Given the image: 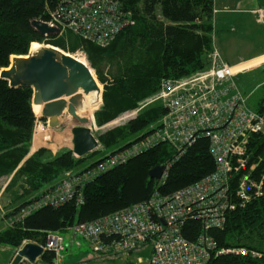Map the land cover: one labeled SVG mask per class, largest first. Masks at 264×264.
<instances>
[{
	"label": "trees",
	"instance_id": "16d2710c",
	"mask_svg": "<svg viewBox=\"0 0 264 264\" xmlns=\"http://www.w3.org/2000/svg\"><path fill=\"white\" fill-rule=\"evenodd\" d=\"M117 1L132 13L135 23L101 48L75 35L76 41L70 46L53 34L45 41L44 36L34 30L31 23L40 18L46 20V7L53 8L57 0H0V72L9 67L12 57L28 58L33 43L45 41L47 48L53 46L65 53H73L82 46L89 67L103 87L102 106L94 115L96 124L102 127L138 109L160 90L163 81L187 78L210 67L212 39L216 33L215 0ZM258 3L261 4L259 0ZM105 59L116 65L110 78L105 77L100 68ZM256 75L262 79L264 68ZM97 86L100 88L98 83ZM256 87L254 92L263 89ZM32 96L31 88L11 87L0 78V178L14 174L12 187L16 182H23L18 185L20 194H15L14 202L20 203L12 210V222L8 229L0 232V245L16 250L24 241L42 245L48 232L65 233L74 223L94 221L131 207L148 200L154 192L171 195L214 171L207 138H197L176 160H173L174 149L170 145L159 144L86 183L82 205L74 202L58 207L42 205L23 220L16 221L21 209L38 202L64 173L75 169L85 159H75L69 149L52 156L48 150L40 148L21 165L29 153L37 120L32 110ZM99 102L100 94L90 109L80 113L94 111ZM254 108L264 113V98H260ZM164 113L160 104L149 105L123 128L101 135L99 141L105 150L112 151L110 153L128 147L158 126ZM247 147V167L230 179L228 193L234 209L226 213L222 229L211 228L207 232L217 244V250L245 249L249 254L213 255L208 264H264V195L255 197L249 191L250 200L243 206L236 196L243 173L257 181L264 173V134H251ZM94 154L85 157L91 158ZM168 162L171 165L163 184H159L160 179L149 177V170ZM252 165L254 169L250 168ZM199 232L200 225L194 221L186 222L181 229L184 238L190 241L195 240ZM251 252L258 256H251ZM53 257L46 252L41 259L52 262Z\"/></svg>",
	"mask_w": 264,
	"mask_h": 264
},
{
	"label": "built area",
	"instance_id": "2783aa9c",
	"mask_svg": "<svg viewBox=\"0 0 264 264\" xmlns=\"http://www.w3.org/2000/svg\"><path fill=\"white\" fill-rule=\"evenodd\" d=\"M45 14L46 20L35 21L55 28L57 33L53 35L60 37L69 32L101 48L135 23L132 13L117 0H57L53 8L46 7ZM257 14L264 24L263 11L258 10ZM50 35H43L44 40ZM237 69L226 64L215 48L208 69L187 78L163 81L160 90L146 101L149 104L160 102L165 109L158 126L139 142L105 154L90 165L93 167L88 166L80 173L66 172L38 202L21 209L16 221L23 220L42 205L58 207L67 202L82 205L84 185L99 174L159 144L170 145L174 149L173 160H176L197 138L204 137L209 142L214 162L211 174L171 195L154 192L146 201L94 221L74 223L66 231H71L73 245L80 248L77 239H82L97 255L112 257L148 249L149 256L137 257L135 264H208L213 255L249 254L245 249L217 250V244L207 232L211 228H223L226 213L234 209L228 193L230 179L247 167L251 134H264V113L248 105V96L255 90L246 95L239 89L235 79L242 70ZM256 88L264 89V82ZM138 111L139 108L126 112L113 123ZM170 165L169 162L163 165L159 184L164 183ZM250 168L254 169L255 165ZM238 183L236 196L241 201L240 206L250 200L249 191L255 197L264 195V173L258 181L243 173ZM190 221L200 225V232L193 241L181 233L182 227ZM27 243L41 246L43 252L34 263L24 259L21 264H61L66 244L60 232H48L42 245L24 241L18 249ZM46 252L53 254L52 262L41 259ZM250 255L258 256L254 252Z\"/></svg>",
	"mask_w": 264,
	"mask_h": 264
},
{
	"label": "rangeland",
	"instance_id": "374dc122",
	"mask_svg": "<svg viewBox=\"0 0 264 264\" xmlns=\"http://www.w3.org/2000/svg\"><path fill=\"white\" fill-rule=\"evenodd\" d=\"M259 1L261 3L260 5L264 6V0ZM214 5L216 33L213 35L212 49L216 48L218 50L222 60L226 64L233 68H238V71L242 70L235 79V82L239 89L247 95L258 84L264 82V76L262 79H259L256 75L258 70L264 68V55H262L264 53V24L260 23L259 18L257 17V11L262 10L264 14V8L259 5L258 0H215ZM59 38H62L67 46H70L74 41H76L75 36L69 32L63 33ZM45 45L46 44L43 42L40 44L33 43L31 45V50L29 49L30 53L28 52L27 56L32 55L40 49L47 48ZM67 54L80 60L89 67L85 57V51L82 46H79L73 53ZM13 58L15 57L11 58L9 68L12 65ZM100 66L103 75L109 78L116 69L115 63L109 59H105ZM91 71L97 80L94 71L92 69ZM97 83L100 86L98 89L99 91L101 89V93L99 91H93L87 95H83L82 103L77 106V118L65 116L67 115V110L65 109L62 113V117H58L57 122L52 125L53 127H50L49 121L42 119L39 113H35L37 120L33 136L34 133L36 136L44 134L43 136L47 141L51 137L59 134V136H61V138H59L60 142L55 146L56 148L43 147L42 144L34 147L32 137L29 153L24 158V161L21 162V165L40 148L48 150L52 156L57 155L63 149L71 150L70 141L66 143L63 141V137L66 138V136L71 135V131L75 128L85 127L90 129L92 135L98 141V148L91 152H95L93 157H83L85 158L84 161H82V163L75 169L70 170L72 173H80L94 161L101 158L102 155L112 152L104 149L103 145L99 141V137L101 135L114 129L123 128L127 122L134 119L138 115L141 109H144L152 104H161L160 102L152 104H149V101L146 103L144 102V105L139 107L138 113L136 112L137 114L132 115L131 117H125L124 120H120L115 123H113V121L99 127L95 122L94 115L102 106L101 96L103 87L98 80ZM99 94L100 102L96 109L89 113H80L82 111H86L88 108L90 109L98 100ZM260 98H264V89H259L248 96L249 107L253 108ZM63 132H66V134L64 133L63 135ZM64 175L65 173L62 175V178H64ZM7 177L0 178V217L3 215L4 220H7L14 207L19 205L20 202L15 203L14 198L15 194H20L18 185L23 183L20 181L16 182V185L12 187L13 177L6 181ZM58 182H60V180ZM12 202H14V204H12ZM11 222L12 220L9 221V226ZM61 234L64 239V244H66V250L62 252V257L60 258L61 264H135L137 257L145 259L149 256L148 249L139 251L135 250L129 255H117L112 257L97 255L88 249L86 242L82 239H77L81 244L80 248L73 245L71 241V231H66Z\"/></svg>",
	"mask_w": 264,
	"mask_h": 264
},
{
	"label": "water",
	"instance_id": "95a60500",
	"mask_svg": "<svg viewBox=\"0 0 264 264\" xmlns=\"http://www.w3.org/2000/svg\"><path fill=\"white\" fill-rule=\"evenodd\" d=\"M31 26L41 36L57 33L55 28L40 21H33ZM50 47L40 49L28 58L15 56L10 69L1 70L0 78L8 81L11 87L31 88L32 110L33 106H42L40 117L53 127L65 109V116L77 118V106L82 103L83 95L99 89L97 80L85 63L56 47ZM70 143L75 159L83 158L98 148V141L85 127L71 131ZM163 171L164 166L160 165L149 170L148 174L158 181ZM42 252L41 246L27 243L17 251L12 264H20L24 259L34 263Z\"/></svg>",
	"mask_w": 264,
	"mask_h": 264
},
{
	"label": "crops",
	"instance_id": "0c3cea01",
	"mask_svg": "<svg viewBox=\"0 0 264 264\" xmlns=\"http://www.w3.org/2000/svg\"><path fill=\"white\" fill-rule=\"evenodd\" d=\"M262 55H264V53ZM12 175L13 174L9 175L6 181L12 178L13 177ZM2 178H6V177H2ZM9 215L10 217L7 220H4L3 215L0 217V232L9 228V221L13 219L11 213ZM15 251L16 249L14 247L7 245H0V264H9L12 261Z\"/></svg>",
	"mask_w": 264,
	"mask_h": 264
},
{
	"label": "bare ground",
	"instance_id": "6f19581e",
	"mask_svg": "<svg viewBox=\"0 0 264 264\" xmlns=\"http://www.w3.org/2000/svg\"><path fill=\"white\" fill-rule=\"evenodd\" d=\"M26 57H28V56H26ZM41 110H42V106H33L34 113H39L41 115ZM64 111H62V113ZM64 133L66 134V132H63V135H64ZM60 134H62V133H60ZM43 135L44 134H42L40 136H36V134L34 133L33 146L36 147V146L42 144L43 147L56 148L55 146L59 144V142H60L59 138H61V136H59V134H58V135H56L54 137H51L49 140L46 141V139H45V137ZM70 140H71V135L66 136V138L63 137V141H65L66 143L69 142ZM229 254H232V253H229Z\"/></svg>",
	"mask_w": 264,
	"mask_h": 264
}]
</instances>
